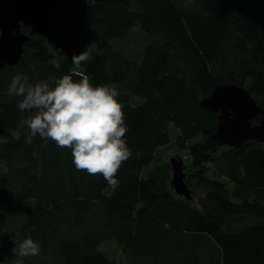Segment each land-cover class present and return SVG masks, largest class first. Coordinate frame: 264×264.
I'll return each mask as SVG.
<instances>
[{
  "label": "trees",
  "instance_id": "trees-1",
  "mask_svg": "<svg viewBox=\"0 0 264 264\" xmlns=\"http://www.w3.org/2000/svg\"><path fill=\"white\" fill-rule=\"evenodd\" d=\"M59 1L48 36L32 35L1 73L0 264H264V143L221 144L218 114L200 106L234 83L249 84L264 108L262 28L235 12L217 19L216 0ZM86 50L76 69L72 56ZM76 71L119 85L132 156L116 188L76 170L70 149L33 137L34 113L8 94L17 73L37 83ZM173 142L192 160L186 183L204 190L198 200L171 187L170 158L182 155L159 161ZM28 237L41 251L22 258ZM110 240L125 261L100 249Z\"/></svg>",
  "mask_w": 264,
  "mask_h": 264
},
{
  "label": "clouds",
  "instance_id": "clouds-1",
  "mask_svg": "<svg viewBox=\"0 0 264 264\" xmlns=\"http://www.w3.org/2000/svg\"><path fill=\"white\" fill-rule=\"evenodd\" d=\"M90 59L87 50L71 58L76 69ZM118 89L115 83L93 85L89 75L80 71L37 83L17 73L8 94L22 97L18 105L21 111L34 113L26 121L33 137L38 135L57 147L70 149L76 170L102 174L107 184L116 188L118 171L132 156L125 138L128 128ZM40 251V245L28 237L19 244L18 255L31 257ZM13 253H17L16 248Z\"/></svg>",
  "mask_w": 264,
  "mask_h": 264
},
{
  "label": "water",
  "instance_id": "water-1",
  "mask_svg": "<svg viewBox=\"0 0 264 264\" xmlns=\"http://www.w3.org/2000/svg\"><path fill=\"white\" fill-rule=\"evenodd\" d=\"M59 7V0H0V83L2 71L20 63L25 45L32 35L48 36L47 16L53 8ZM234 12L245 16L264 31V0H216L217 19ZM23 25L31 28L30 35L22 32ZM200 106L205 111L218 114L215 138L221 144L241 147L252 140L264 143V108L247 88L234 83L220 84L211 95L202 99ZM257 118H260L259 123L253 124ZM170 162L173 169L172 189L187 201H192L184 161L180 156L172 155Z\"/></svg>",
  "mask_w": 264,
  "mask_h": 264
},
{
  "label": "rangeland",
  "instance_id": "rangeland-1",
  "mask_svg": "<svg viewBox=\"0 0 264 264\" xmlns=\"http://www.w3.org/2000/svg\"><path fill=\"white\" fill-rule=\"evenodd\" d=\"M137 32V31H136ZM136 37L138 39V41H141V38H140V34L139 32L136 33ZM56 38V37H54ZM247 86V87H246ZM245 88H249L251 89V86L248 84L246 85ZM252 92V95L253 97H256L257 99L259 98L257 96L256 93H254L253 91ZM172 135L173 137H175V132L172 131ZM173 151H177L178 153H180L182 156V160L184 161V165H185V169H184V172L187 174V177H188V174H189V170L191 169V165H192V160L190 159H187L186 158V154L184 150H179L178 147H176V144L173 142L171 144V146L167 147L165 150H162L160 152V155H159V161H162L163 160V157L165 156V154L167 153H170V152H173ZM171 166V171H172V175H171V178L173 177V169H172V165L170 164ZM195 188L193 187L192 188V191H193V194L194 192L197 194L196 196H194L196 198V200H198V196H203L204 195V190L197 187L195 184H194ZM230 188H233V185H229ZM100 249L111 259H115L117 261H125V257L123 255V252L120 248V246L118 245L117 241L116 240H110V241H107L105 243H103L101 246H100Z\"/></svg>",
  "mask_w": 264,
  "mask_h": 264
}]
</instances>
